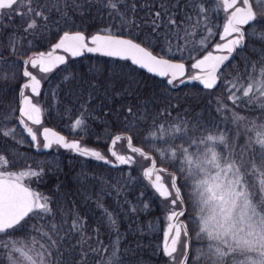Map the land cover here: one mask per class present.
I'll list each match as a JSON object with an SVG mask.
<instances>
[{
    "label": "snow or ice",
    "instance_id": "6c2138e0",
    "mask_svg": "<svg viewBox=\"0 0 264 264\" xmlns=\"http://www.w3.org/2000/svg\"><path fill=\"white\" fill-rule=\"evenodd\" d=\"M211 2L216 12L225 13L223 31L219 39L224 43H216L213 51H206L202 55L195 56L193 53L207 48L208 40L214 35L208 25L207 4ZM122 0H101L104 8L109 9L108 15L120 19L121 25L147 29L148 36L145 40L137 42L135 38H122L112 32L111 27H105L101 32L86 36L83 31H66L60 29L62 34L51 45L49 51H36L23 59L22 77L26 78L19 87V123L31 136L32 141H38L37 133L27 122L32 125L41 124V108L33 102L34 96L40 95L41 80L30 69H36L40 73H50L54 68L66 63L64 55L56 54L58 50L69 54L71 57L82 56L87 53H99L103 56L119 58L130 61L149 73L160 77H171L168 84L185 77L187 68L185 63H175L164 55L154 54L151 50V39L157 43L163 38L168 43V51L171 52V40L176 39L183 43L177 44V51H188L190 65L194 74L187 77L189 81H199L205 89H214L221 80V74L226 62H229L238 50L246 46V30L244 26L253 29V35L264 40V34L255 31V25H259L264 19V0H150L149 3L140 5L147 8L146 18L139 24L136 20L137 5H124L129 8L128 12H121ZM242 5V6H239ZM93 0H52L51 4L43 3L42 0H0V18H11L13 15L21 17L25 22L24 32L35 34L43 30L47 31L50 24L59 26L60 21L53 19V10L67 23L69 12L80 11L94 7ZM24 10L21 11L20 9ZM183 11V16L178 19L177 13ZM203 30L207 35L202 36L189 47V38L197 35L198 30ZM162 34V37H161ZM43 38V37H41ZM198 45V46H197ZM13 44L10 51L14 52ZM223 53V54H215ZM259 65V68H258ZM258 68V70H257ZM8 79L9 77H0ZM11 78H15V75ZM70 92L80 95L76 90L87 87L92 93L100 89L102 85L96 82L95 77L84 80L69 73L64 77ZM243 81V82H241ZM231 87L228 89V100L234 107L259 105L264 109V49L260 50V58L253 63L245 60V71L238 73L232 81H228ZM64 85H61L63 87ZM132 82H129V88ZM234 89V91H233ZM30 90L32 95H27ZM105 91L108 88L105 87ZM239 93V94H238ZM228 109V105L218 101V110ZM129 107V115L133 113ZM235 121L244 119L233 111ZM84 120L77 118L71 126V130L82 129ZM198 127H203L198 125ZM255 127V126H254ZM190 129L187 125L181 127L174 125L171 139L184 141L168 149L152 145L153 150L161 159L179 163L176 172L168 173L171 177L170 185L162 182L161 173H167L166 168L157 169V158L140 147L133 146L131 135H116L111 139L109 153L118 164L131 165L135 162L134 156L118 154L115 145L120 141L127 142L130 152L138 154L145 160L150 161V166L144 169L143 176L149 181L151 187L160 197L169 201L175 209L179 203L180 210H173L167 217L169 221L177 220L186 216V207L182 188L190 189L188 198L194 209L193 219L197 224L196 238L206 240L207 252L201 255L207 257L210 264H264V124L256 131L254 145L259 147V163L255 160L245 163L225 153L229 148L226 134L209 133L203 139L197 141L188 135ZM161 134L152 132L149 139H168L160 126ZM4 137L15 135V129H0ZM43 147L50 148L53 144L64 149L71 150L82 157H91L104 163H112L101 151L82 144V139L71 140L65 136L43 128ZM203 145L202 151L191 152L190 148ZM219 147V151H218ZM9 161L4 155H0V234L8 236L16 232H27L30 221L35 218L44 221L45 225L32 224V231L38 234L22 240H0V247L7 248L9 264H82L87 258V253L81 250L79 260L66 261L64 259V244L66 239L75 233L82 239L84 236V219L79 214L69 210L71 222L61 218L60 223L55 222L51 199L25 184L26 179L41 177L43 169L39 171L28 168L19 172L7 171ZM116 166V165H114ZM174 166V165H173ZM250 168V171L248 170ZM153 176L155 177L153 179ZM178 179H183L184 184L178 185ZM136 209H133L135 211ZM108 223L116 226V221L111 213L105 210ZM187 219V217H186ZM67 225V228H65ZM185 237L180 264H189V251L191 247V235L185 222L170 223L164 232L163 254L175 264L178 245L181 236ZM169 239L171 243H169ZM79 243V241H77ZM72 251H76L72 246ZM95 251V250H94ZM71 255V253H69ZM116 260V251L112 253V259L108 264ZM119 264H123L122 261Z\"/></svg>",
    "mask_w": 264,
    "mask_h": 264
},
{
    "label": "trees",
    "instance_id": "16d2710c",
    "mask_svg": "<svg viewBox=\"0 0 264 264\" xmlns=\"http://www.w3.org/2000/svg\"><path fill=\"white\" fill-rule=\"evenodd\" d=\"M42 2L51 4L52 0ZM93 2L95 6L84 10L83 15L80 11L69 12L67 23L53 10V19L60 21L59 26L50 24L48 30L44 31L41 25V31L34 35L24 32L25 22L19 16L0 18V77H9L0 78V129H15V135L12 137L0 134V155H4L9 161L7 171L43 169L41 177L26 179L25 183L34 191L51 199L56 223H60L62 217L70 223L69 210L84 219L85 239L75 233L66 239V261L79 260V252L83 250L87 253V258L82 264H108L115 250L116 260L113 264H119L120 261L123 264H162L166 257L163 254L162 240L169 206L167 207L166 200L160 197L136 170L124 164L111 167L60 146L43 153H35L16 120L17 94L23 81L21 59L33 51L51 46L62 34L60 29L83 31L86 36H91L105 27H111L113 33L135 38L137 42L145 40L148 36L146 28L141 30L131 25L123 26L117 16L110 17L109 9L102 6L101 0ZM149 2L150 0H122L120 10L128 12L131 16L130 9L124 5L135 3L136 22L139 24L146 18L148 11L140 5ZM207 6L208 25L216 33L208 40L207 48L193 53L195 56L209 50L211 39L218 37L219 25L223 23L222 11L216 12L211 2ZM183 14V11L178 12V19ZM255 31L264 34V21L255 26ZM205 35V31L198 30L196 36L189 38V47ZM149 39L154 54L188 64L192 62L188 51H177L176 46L183 43L182 41L171 40L173 47L169 52L168 43L165 42L163 48L159 46L160 42H164L163 38L159 43L154 38ZM248 39L246 48L238 50L228 63H233L231 69L235 75L245 71L243 63L246 59L257 62L260 50L264 49V40L252 34ZM145 43L148 41L145 40ZM13 44L16 49L14 52L10 51ZM69 73L77 78L83 77L84 80L95 77L102 87L92 93L91 97V90L86 86L78 88L76 91L80 95H75L69 91L64 80ZM13 74L14 79L11 78ZM129 82H132L131 88ZM105 87L108 88L107 92ZM207 91L208 89L194 83L170 90L161 78L135 67L129 61L99 53H84L79 57H71L64 65L54 68L42 83L40 95L36 97L41 104L46 125L61 132L68 139L79 140L83 137L82 143L99 146L105 145L114 135L128 133L132 136L134 144L149 151V134L155 132L159 136L161 125L163 132H166L169 126L172 133L174 125L184 127L182 122L185 121L187 126H203L198 127L200 134L204 129L209 132L211 129L212 134L224 133L229 136V129L222 127L224 125H217L213 120V110L206 102ZM129 107L134 110L131 115L127 112ZM77 118H82L85 123L82 129L73 131L71 126ZM192 134L194 133H188L191 137ZM169 142L174 146L179 139L170 138ZM181 191L185 196V188ZM186 202L188 203L187 200ZM105 210L115 219V227L108 223ZM47 222L48 218L44 221L34 219L33 224L45 225ZM189 224L191 231V221ZM3 235L0 234V240ZM31 236L39 239L38 234L30 227L27 232L14 233L13 238L22 240ZM199 245L205 247L204 242ZM72 246H75L76 251H72ZM201 253L202 249L198 247L197 264H210L207 257ZM195 254L193 241L189 264H193ZM7 257L6 248L0 247V264H9Z\"/></svg>",
    "mask_w": 264,
    "mask_h": 264
},
{
    "label": "rangeland",
    "instance_id": "374dc122",
    "mask_svg": "<svg viewBox=\"0 0 264 264\" xmlns=\"http://www.w3.org/2000/svg\"><path fill=\"white\" fill-rule=\"evenodd\" d=\"M222 19H223V23H220L219 25V35L222 33L223 31V24L225 22V13L222 11ZM262 21H264V19H262ZM261 21V22H262ZM255 27V26H254ZM213 31V30H212ZM213 33H216L215 31H213ZM219 35L218 37H216L215 40L211 39V47L209 48L208 51H213V46L216 43H224V41H221L219 39ZM253 35V34H252ZM214 36V35H213ZM90 37V36H89ZM163 44H165V41L162 43L160 42L159 46L163 48ZM168 46L166 45L165 48H167ZM173 47V44L171 45V48ZM48 49V48H47ZM46 49V50H47ZM86 53V52H85ZM58 55H64L66 57V60H68L69 58H71V56L69 54L64 53L61 50L57 51ZM23 61V59H22ZM192 63V62H191ZM191 63H187V76H191L194 74V71L191 69L190 65ZM31 71H33V73L35 75H37V78L41 80V86L42 83L46 80L47 76L49 75V73L45 74V73H40L38 70L36 69H30ZM240 73V72H239ZM238 73L235 74H231L229 72H226V74H222L221 75V80L220 82H218L217 86L214 89H211L207 91V96H206V102L208 103V105L212 108L213 110V115L214 118L213 120L216 121L215 123L217 125H224L222 127L224 128H228L229 130V138H228V144H229V148L225 149V153H230L231 157L234 159H237L238 161L242 160L245 165H248V162L251 160H255L257 158V163H259V147L257 145L253 144V141L256 139V131L259 130V126L261 124H264V109H261L259 107V105H256L255 107L249 105V106H239V107H234L231 102L228 100V89L231 87L230 84H228V81H232L235 77H237ZM26 79V78H23ZM243 82V81H241ZM174 84H177V81L174 82ZM234 91V89H233ZM26 94L32 95V93L30 92V90H26ZM239 94V93H238ZM33 101L40 107L41 104L38 100V98L36 96L33 97ZM218 101H221L225 104L228 105V109H222V110H218ZM233 111L236 112L238 115H240L241 117H243L244 119L240 120V121H235L233 118ZM42 111H41V116H42ZM218 114H220L221 116H219ZM223 116V117H222ZM17 120V119H16ZM231 126L230 127H226V125ZM46 123L43 121L40 125H31L29 124V126H31L33 128V130L37 133L38 136V141H37V147L40 148L42 146L43 140L40 137V129L45 126ZM182 125L185 127V121L182 122ZM234 125V127H233ZM255 126V127H254ZM188 129H193L195 131H198L199 128L198 126H187ZM183 128V127H182ZM170 129L169 126L166 130V132L164 131L165 137L169 140V136H170ZM193 130H190L193 132ZM24 133V132H23ZM209 133H211V129L210 132L207 131L206 129H204V132H202L201 134H193V136L197 139V141H199L200 139H203L206 135H208ZM160 135V134H158ZM232 136V137H230ZM83 145H86L90 148H94L97 149L99 151H101L102 154H104L106 157H108V159H110L112 162H114V160L112 159V157L109 155L108 153V143L106 142V144L104 145H99V146H92V145H87L85 143H82ZM155 144L157 147L160 148H164V149H168L170 147H172L171 143H167L165 144L164 142H158L156 139H149L148 142V148H149V152H153L156 155V158L159 157V154L156 153L153 150L152 145ZM57 145L53 144L51 148H55ZM203 145H196L192 148H190L191 152H196V151H202L203 150ZM115 150L117 151L118 154H123V155H129V156H134L135 158V162L132 163L131 165H127L124 164L126 166H128L129 168H132L134 170H136L141 176H142V170L144 167H146L147 165H149L148 160L143 159L142 157H140L138 154H134L132 152L129 151V149L126 147L124 141H120L115 145ZM219 147H218V151H219ZM160 164L162 167L164 168H168L171 169L172 171L175 170L177 172V176H180L181 174L178 172V169L180 167L179 163L176 162H171L168 159H158L157 158V164ZM174 165V166H173ZM8 169V165L6 167V170ZM250 171V168L248 169ZM18 172V171H17ZM162 182H164L165 184L170 185L171 183V177L170 175H168L167 173H162ZM143 177V176H142ZM178 185L180 184H184V180L183 179H178L177 181ZM186 190V196H187V200H188V205H189V210L192 212V215L190 214L189 216H191L192 221H193V225H194V229H193V234L191 235V240L194 241L195 244V249H196V254L193 257V264H197L198 261V244L201 242L206 245L204 248L201 246L202 252H207V244L205 242H207L206 240H198L196 238V231H197V224L196 221L193 219L194 217V209L191 206V203L189 201L188 198V193L190 191V189L185 188ZM167 203V207L169 206L168 212H167V216H166V223H169V220L167 219L168 215L173 211L176 210L178 208H180V204L178 203L175 206V209H173V206L169 203V201L166 200ZM187 217V216H186ZM182 218L185 223H187L188 225V221L185 217H180ZM35 219V218H34ZM34 219H32L30 221V225H29V229L31 227V225L34 222ZM14 235V234H13ZM13 235L8 236V235H3L1 236V240L3 241H8V240H17L16 238H13ZM185 240V237H183V235L181 236V243L180 245H178V250L177 253H175L176 256V261L175 264H178L182 258V252H183V242ZM8 252L9 250L6 248V253L8 256ZM162 264H173V261L168 258L167 256L165 257L164 261Z\"/></svg>",
    "mask_w": 264,
    "mask_h": 264
},
{
    "label": "water",
    "instance_id": "95a60500",
    "mask_svg": "<svg viewBox=\"0 0 264 264\" xmlns=\"http://www.w3.org/2000/svg\"><path fill=\"white\" fill-rule=\"evenodd\" d=\"M122 38H126V37H123V36H121ZM49 51V50H48ZM46 52V51H45ZM215 54H223V53H215ZM171 60V59H170ZM173 62H175V63H180V61H176V60H172ZM140 68V67H139ZM142 69V68H141ZM143 70H145V71H147L146 69H143ZM148 72V71H147ZM154 74V73H153ZM156 75V74H155ZM158 76V75H157ZM171 77H169L168 79H170ZM168 79H167V81H168ZM183 80H185V82L184 83H180L179 82V84H178V86H181V85H183V84H185V83H187V82H192V81H189L188 79H187V77L186 78H184ZM167 84H168V82H167ZM169 86H171V84H168ZM19 100H20V97H18V106H17V109H18V107H19ZM18 117H19V113H18ZM19 120V119H18ZM21 125V124H20ZM22 127H23V129H24V126L23 125H21ZM43 128H49V129H51L52 131H54V132H57V131H55V130H53L52 128H50V127H43ZM43 128L41 129V131H40V134L42 133V131H43ZM24 132L25 133H27L26 131H25V129H24ZM57 133H59V132H57ZM28 134V133H27ZM60 135H63V134H61V133H59ZM120 135H122V134H120ZM123 135H128V134H123ZM29 136V135H28ZM64 136V135H63ZM41 137H42V135H41ZM115 137V136H114ZM113 137V138H114ZM43 138V137H42ZM29 139H30V141H31V143H32V146H33V150L34 151H36V152H44V151H46L48 148H44L43 146H42V148L41 149H37V147H36V142H34V141H32V139H31V136H29ZM111 145V140H110V142H109V146ZM126 145H127V142H126ZM133 146H135V145H133ZM135 147H137V146H135ZM108 149H109V147H108ZM110 165L112 164V165H116V166H118V165H120V164H118V162L115 164V163H109ZM150 166V165H149ZM149 166H147V167H149ZM147 167H145L144 169H146ZM144 169H143V171H144ZM157 169H159V168H157ZM155 178V177H154ZM180 209H177V210H175V211H179ZM179 222H182V221H177V220H173V221H171L170 223H179ZM169 223V224H170ZM167 229H168V227H167ZM169 243H171V240L169 239ZM163 245H164V240H163ZM189 253H190V251H189ZM178 264H180V262L178 263Z\"/></svg>",
    "mask_w": 264,
    "mask_h": 264
},
{
    "label": "flooded vegetation",
    "instance_id": "af4514ba",
    "mask_svg": "<svg viewBox=\"0 0 264 264\" xmlns=\"http://www.w3.org/2000/svg\"><path fill=\"white\" fill-rule=\"evenodd\" d=\"M244 27H245V30H246V41H245V43H246V46H247L248 43H249V39L248 38L250 37L251 34H253V29L249 28L248 26H244ZM256 33L262 34V32L259 33V31H256ZM243 65L245 66V62L243 63ZM257 70H258V68H257Z\"/></svg>",
    "mask_w": 264,
    "mask_h": 264
},
{
    "label": "bare ground",
    "instance_id": "6f19581e",
    "mask_svg": "<svg viewBox=\"0 0 264 264\" xmlns=\"http://www.w3.org/2000/svg\"><path fill=\"white\" fill-rule=\"evenodd\" d=\"M172 44V43H171Z\"/></svg>",
    "mask_w": 264,
    "mask_h": 264
}]
</instances>
